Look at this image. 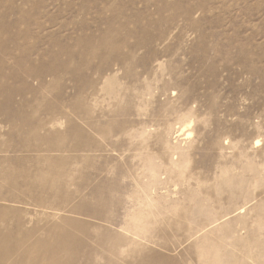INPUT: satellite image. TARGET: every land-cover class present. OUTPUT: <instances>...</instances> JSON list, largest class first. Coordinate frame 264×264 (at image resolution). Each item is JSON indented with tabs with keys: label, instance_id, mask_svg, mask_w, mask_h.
Instances as JSON below:
<instances>
[{
	"label": "rangeland",
	"instance_id": "rangeland-1",
	"mask_svg": "<svg viewBox=\"0 0 264 264\" xmlns=\"http://www.w3.org/2000/svg\"><path fill=\"white\" fill-rule=\"evenodd\" d=\"M0 264H264V0H0Z\"/></svg>",
	"mask_w": 264,
	"mask_h": 264
},
{
	"label": "bare ground",
	"instance_id": "bare-ground-1",
	"mask_svg": "<svg viewBox=\"0 0 264 264\" xmlns=\"http://www.w3.org/2000/svg\"><path fill=\"white\" fill-rule=\"evenodd\" d=\"M19 259V258H18ZM21 259V258H20Z\"/></svg>",
	"mask_w": 264,
	"mask_h": 264
}]
</instances>
